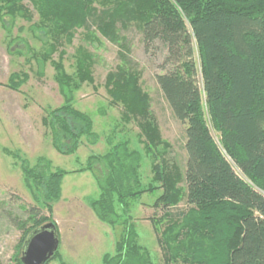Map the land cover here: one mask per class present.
<instances>
[{
    "label": "trees",
    "instance_id": "obj_1",
    "mask_svg": "<svg viewBox=\"0 0 264 264\" xmlns=\"http://www.w3.org/2000/svg\"><path fill=\"white\" fill-rule=\"evenodd\" d=\"M26 2L39 18L31 31L45 38L43 51L34 55L38 74L50 62L62 99L42 118L59 155H74L82 139L91 145L99 141L91 117L74 105L75 92L94 83V58L78 47L74 73H66L65 52H58L61 39L70 43L81 28L89 39L95 28L117 44L120 30L134 26L146 48L159 41L167 50L164 74L155 81L174 118L186 125L185 171L166 159L170 145L160 135L140 74L129 67L126 53H120L128 70L117 67L108 73L104 87L110 105L122 108L121 121L136 124L143 153L129 140L116 139L113 130L106 138L107 150L90 155L76 171L90 173L99 190L88 202L97 220L118 230L114 253L103 255L101 264H152L139 244L131 206L156 191L153 206L164 214L152 223L162 264H264V0H0L1 22L5 17L30 22ZM56 52L58 61H51ZM27 81V74L13 73L6 87L17 90ZM143 154L152 174L146 186L140 174ZM16 157L37 205L28 212L27 237L46 223L56 226L41 212L52 213L68 173L45 157L34 165ZM182 182L184 190L178 187ZM183 201L185 210L168 212ZM53 260L67 264L59 248L49 262ZM14 261L21 264L18 255Z\"/></svg>",
    "mask_w": 264,
    "mask_h": 264
},
{
    "label": "rangeland",
    "instance_id": "obj_2",
    "mask_svg": "<svg viewBox=\"0 0 264 264\" xmlns=\"http://www.w3.org/2000/svg\"><path fill=\"white\" fill-rule=\"evenodd\" d=\"M26 6L32 16L30 22L20 18L10 21L7 17L2 22L0 20V264H15L17 255L20 259L27 238L24 231L31 225L26 221L28 212L37 207L24 186L20 163L15 159L17 155L30 165H34L37 158L45 157L54 168L68 173L62 181L60 200L53 205L52 213L41 212L43 217L52 218L57 226L61 261L67 264H101L103 255L114 253L118 230L113 231L97 220L88 202L98 196L99 190L90 173L76 171L84 167L90 155L103 154L107 150L106 138L113 130L116 139H127L133 148L142 151L136 124L121 121L122 108L110 105L104 87L108 73L114 72L117 67L126 68L120 53H126L127 64L140 74L139 84L149 97L150 110L160 135L170 145L166 159L177 164L182 174L185 171L186 125L174 118L155 81L156 75L164 74L162 67L167 50L159 41L146 48L142 33L134 26L126 31L120 30L117 44L101 37L95 28L90 30L89 39L81 28L74 31L70 43L64 38L60 40L62 46L58 52H65L62 64L66 73H74L73 56L78 47L86 48L94 58V83L84 84L75 92L74 105L91 117L93 131L99 136L97 144L91 145L82 139L74 155L62 156L52 149L48 132L42 126L45 111L60 106L62 99L50 62L43 66L42 75L38 74L34 55L43 51L45 38L42 33L31 31L30 26L38 23L39 18L28 2ZM58 52L52 55L51 61H58ZM13 73L28 76V81L17 90L6 87ZM212 134L217 141L218 136L214 132ZM150 170V160L143 154L140 174L144 186L150 182ZM178 187L184 190L185 184L182 182ZM159 193L144 194L131 206L139 244L149 252L152 264L163 263L157 243L158 232L152 223L164 214L153 206ZM185 209L183 201L168 212L177 214ZM24 221L27 223L22 227ZM163 226L164 220L157 225V230L160 231ZM48 264H60V261L53 260Z\"/></svg>",
    "mask_w": 264,
    "mask_h": 264
},
{
    "label": "water",
    "instance_id": "obj_3",
    "mask_svg": "<svg viewBox=\"0 0 264 264\" xmlns=\"http://www.w3.org/2000/svg\"><path fill=\"white\" fill-rule=\"evenodd\" d=\"M59 248L57 228L52 223H46L29 233L23 243L21 264H46Z\"/></svg>",
    "mask_w": 264,
    "mask_h": 264
}]
</instances>
